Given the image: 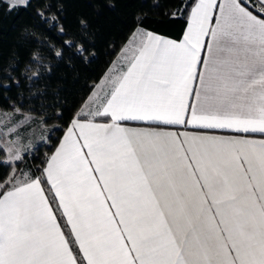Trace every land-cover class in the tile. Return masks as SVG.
Listing matches in <instances>:
<instances>
[{
  "label": "snow or ice",
  "instance_id": "6c2138e0",
  "mask_svg": "<svg viewBox=\"0 0 264 264\" xmlns=\"http://www.w3.org/2000/svg\"><path fill=\"white\" fill-rule=\"evenodd\" d=\"M188 18L125 49L93 101L109 123L74 120L41 177L0 192V264H264V139L120 123L264 135V0Z\"/></svg>",
  "mask_w": 264,
  "mask_h": 264
},
{
  "label": "trees",
  "instance_id": "16d2710c",
  "mask_svg": "<svg viewBox=\"0 0 264 264\" xmlns=\"http://www.w3.org/2000/svg\"><path fill=\"white\" fill-rule=\"evenodd\" d=\"M195 2L29 0L10 8L0 0V109L20 108L55 126L46 150L25 156L32 178L41 177L71 121L87 118L83 104L136 29L180 39ZM3 158L0 147V184L12 170Z\"/></svg>",
  "mask_w": 264,
  "mask_h": 264
},
{
  "label": "rangeland",
  "instance_id": "374dc122",
  "mask_svg": "<svg viewBox=\"0 0 264 264\" xmlns=\"http://www.w3.org/2000/svg\"><path fill=\"white\" fill-rule=\"evenodd\" d=\"M10 5L18 0H4ZM29 0H26V3ZM138 35L134 40H138ZM55 126L47 125L42 119L36 118L20 108L11 111L0 109V147L4 151L3 161L11 165V173L2 188L8 187V182H27L30 180L31 172L25 165V156L35 154L41 145L44 150L50 145L49 138ZM19 157V159H17ZM21 163V166H18Z\"/></svg>",
  "mask_w": 264,
  "mask_h": 264
},
{
  "label": "crops",
  "instance_id": "0c3cea01",
  "mask_svg": "<svg viewBox=\"0 0 264 264\" xmlns=\"http://www.w3.org/2000/svg\"><path fill=\"white\" fill-rule=\"evenodd\" d=\"M223 0H217V3L220 4L222 3ZM243 2V0H242ZM188 23H189V19H188ZM187 23V26H188ZM186 26V28H187ZM186 28L184 31L183 36L185 35L186 32ZM152 32L143 28H138L136 29V31L133 33V35L131 36V38L128 40V42L125 44V46L122 48L121 52L119 53V55L116 57V59L114 60V62L112 63V65L110 66V68L107 70V72L105 73V75L102 77V79L96 84L94 90L91 92V94L89 95V97L87 98V100L85 101V103L83 104L82 108H81V114L82 113H87L85 115L87 118L86 119H79V118H74L71 123L69 124V126L66 128L63 136L61 137L59 144L57 145V147L55 148V150L50 154L48 161L50 160L51 156L55 153V151L57 150V148L59 147L60 143L63 142V138L67 133V130L69 127H71L72 122L76 119L80 120L81 122H88V121H92L95 123H109L110 120L109 118L106 117H102V116H94L92 113H94L97 108L100 106V104L93 102L94 99L99 95L101 98L104 97V94L108 91H110L109 86L106 84V79L111 76L113 74V69L117 68V66L119 65H123L126 63L125 61V49H129L131 50L134 47L133 41L136 35H138L137 38H139L140 34L142 32ZM155 35H159L163 38L166 39H172V40H176V41H180L182 40V37L180 39H174L171 37H167L161 34H157L155 32H152ZM128 56H131V51L128 52ZM203 58V57H202ZM198 87V85H197ZM190 103H194V101H190ZM101 117L102 119H106V120H96V118ZM188 119V117H186V120ZM122 126L125 127H129V128H134L136 130H140V131H161V132H173V133H178L181 136L187 132L189 135H211V136H218V137H223V138H245V139H253V140H261L264 139V135L260 134V133H237L235 131L232 130H226V129H204V128H195L192 127L190 124H184V125H164V124H152V123H148V122H142V121H123L120 122ZM46 163V165H47ZM46 168V166H45ZM44 168V169H45ZM2 185V184H0ZM43 186V185H42ZM62 227V226H61ZM63 228V227H62Z\"/></svg>",
  "mask_w": 264,
  "mask_h": 264
}]
</instances>
